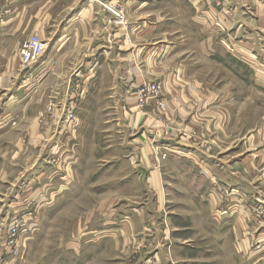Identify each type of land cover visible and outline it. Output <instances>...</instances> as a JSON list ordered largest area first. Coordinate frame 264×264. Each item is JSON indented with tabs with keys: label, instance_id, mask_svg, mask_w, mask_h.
Instances as JSON below:
<instances>
[{
	"label": "crops",
	"instance_id": "obj_1",
	"mask_svg": "<svg viewBox=\"0 0 264 264\" xmlns=\"http://www.w3.org/2000/svg\"><path fill=\"white\" fill-rule=\"evenodd\" d=\"M217 3L123 0L125 22L115 26L88 0H0V243L16 211L34 207L37 230L43 228L42 197L56 186L49 179L52 175L40 183L52 129L39 119L44 97L63 104L79 94L82 117H99L97 131L104 142L106 117L136 111V87L160 76L168 112L178 123L192 115L195 123L199 120L200 131L220 126L241 131L237 142L242 154L206 156L187 143L159 139L184 153L170 155L162 164L164 172L140 173L137 183L155 197L152 204L135 208L129 224L114 221L112 234L84 235L81 252L74 250L77 242L72 241L67 261H104L110 251L103 250L100 256L96 245L113 243L119 245L113 264H264V225H256L250 212L255 204L264 207V171H260L264 150L251 158L248 145L252 140V145L264 147V0ZM31 35L45 41L46 49L36 63L21 68V45ZM219 68L241 82L240 97L219 87V82L223 84ZM235 100L242 107L230 112L227 108ZM222 106L226 119L219 125ZM253 131L257 133L251 135ZM174 178L177 184H165V179ZM74 185L67 173V202L75 195ZM230 190L240 197L227 196ZM165 205L170 211L162 219ZM94 222L87 220L83 226L95 227ZM30 236L20 238L9 262L0 252V262L24 263L23 245ZM127 240L134 246L132 252L123 253ZM78 255L81 259L75 258ZM50 261L58 264L56 255Z\"/></svg>",
	"mask_w": 264,
	"mask_h": 264
},
{
	"label": "rangeland",
	"instance_id": "obj_2",
	"mask_svg": "<svg viewBox=\"0 0 264 264\" xmlns=\"http://www.w3.org/2000/svg\"><path fill=\"white\" fill-rule=\"evenodd\" d=\"M102 1L110 6L117 3L116 0ZM218 1L215 0V3ZM257 1L263 2V0ZM118 3H121L125 12L123 0H118ZM93 4L97 5L96 3ZM97 6L105 12L101 6ZM111 19L114 24L112 17ZM123 22H125V19ZM114 25L118 26V24ZM262 32L264 34L263 26ZM230 74L229 71L219 68V80L223 79V84L219 82V87L225 88L231 93L230 95L240 97L242 84L238 80L231 79ZM155 79L156 82H141L133 92L136 111L129 110L126 117L117 115L106 117L105 145L97 131L99 117H91L90 115L82 117L80 109L82 100L79 94L74 95L63 104H59L60 101H55L53 104L51 100H48L49 98L44 97L43 116L39 119H42L41 121L44 119V125L52 127V129L55 128L51 129L48 134L49 145L46 149L47 157L42 164V180L40 183L43 180L45 181L47 177L49 178V175H52L49 179H54L56 186L51 192L56 191V194H51V192L43 194L40 213L43 228L38 229L41 231L38 232L36 224L33 231L18 238L14 236L16 242L14 241L13 246H7L6 242V235L11 224H13L12 222L24 219L28 213H32L34 218L35 214L37 217L39 216L34 207L22 212L16 211V213L10 215L8 224L4 229L3 240L0 243L2 257L6 259L4 262H9L10 258L15 257L20 238L31 235L23 245L25 264H52L50 261L51 255H56L58 264H69L66 255L72 252V241L77 242V247L74 250L81 252L82 242L86 239L84 235L112 234L114 232V221L120 220L122 223H131V213L135 212V208L137 210L142 207L147 208L155 198L143 192L141 186L137 183L141 173L140 170L145 169L146 172L150 173L154 170L164 172L162 164H166V160L170 155L176 156L179 153H184L180 148L173 150V153L166 152L165 149L170 150V146L161 144L159 139L175 141L179 144L187 143L192 147L200 148L206 156L219 153L239 157L238 155L242 154L243 149L240 147V143L237 142L242 136L241 131L229 132L224 128L222 129L221 126L200 131L197 126L199 120L197 119L195 123L192 115L187 116L184 122L178 123V118L171 116L168 112V101L163 97L165 90L160 84V76L155 77ZM147 83L159 84L161 92L157 98L148 97L144 104L140 105L137 94L143 85ZM220 103L219 100L218 104ZM60 107L64 108L62 113L58 112ZM241 107V102L235 100L232 106L227 109L232 112L234 109H240ZM219 109L222 114L219 116V125H223L226 119L224 115L225 107L222 106ZM256 133L257 131H253L251 135ZM67 143L71 145L68 146V149ZM101 143L103 144L101 145ZM248 145L251 147V158H254L252 155L257 158L263 154V146L252 145V140ZM67 154H69L68 160ZM260 168V171L263 172L264 167ZM259 169L253 168V171ZM67 173L70 178L72 176L75 183V195L72 202L69 200L67 202L65 198ZM204 175V172H199L200 177H204ZM177 181L176 178L173 181L165 179V184L168 182L172 187ZM145 184L146 187H149L146 179ZM161 203L162 200L159 208ZM130 206H133V208L130 209ZM167 208L168 205L161 207L162 219L168 217V211L170 210H167ZM96 217L99 218L96 219ZM87 220L96 221L94 222L95 227L83 226ZM98 222L105 227L97 224ZM36 233H39L40 236L35 237ZM78 238H81V241ZM127 242L122 245L123 253L132 252L133 242L131 240H127ZM96 247L101 250L100 256L103 250H109L110 255L106 254L104 261L99 258L92 262L95 264H102L103 262L113 264L112 255L114 249H118L119 245L106 243V245L100 244ZM93 256L90 258H93ZM75 258L81 259V255ZM127 260L133 262L132 256L127 254ZM0 264H3V262L1 261ZM77 264H81V261Z\"/></svg>",
	"mask_w": 264,
	"mask_h": 264
},
{
	"label": "built area",
	"instance_id": "obj_3",
	"mask_svg": "<svg viewBox=\"0 0 264 264\" xmlns=\"http://www.w3.org/2000/svg\"><path fill=\"white\" fill-rule=\"evenodd\" d=\"M89 2L96 3L97 5L101 6L103 10L109 14L113 18L114 24H121L125 19V12L124 8L122 7L121 3H118L110 6L107 5L102 0H88ZM215 1V0H214ZM263 31H264V23H263ZM46 49V43L37 35H31L28 37L21 45V49L19 52L20 56V67L26 68L32 66L36 63L44 54ZM160 85L157 83H147L143 85L141 90L137 94V99L140 105H143L144 102L147 100L148 97L157 98L160 94ZM173 150L176 148H170V150H166L168 153H173ZM221 191V190H219ZM235 195L240 197L238 193L235 191H228L227 196ZM250 212L255 217V224L258 226L264 225V209L261 204H255L250 207ZM11 224V227L6 235V242L7 246H13L14 236L16 238L20 237L21 235H25L36 228V221L34 215L32 213H28L24 219L14 220ZM17 232V233H16ZM16 233V234H15ZM0 252H2L0 250Z\"/></svg>",
	"mask_w": 264,
	"mask_h": 264
},
{
	"label": "water",
	"instance_id": "obj_4",
	"mask_svg": "<svg viewBox=\"0 0 264 264\" xmlns=\"http://www.w3.org/2000/svg\"><path fill=\"white\" fill-rule=\"evenodd\" d=\"M141 174H142V176L145 175V170L144 169H141Z\"/></svg>",
	"mask_w": 264,
	"mask_h": 264
}]
</instances>
